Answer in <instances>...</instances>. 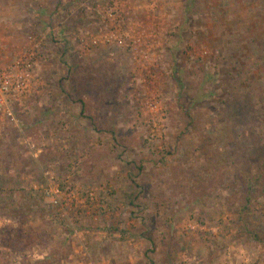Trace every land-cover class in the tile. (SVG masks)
Masks as SVG:
<instances>
[{
  "label": "rangeland",
  "instance_id": "rangeland-1",
  "mask_svg": "<svg viewBox=\"0 0 264 264\" xmlns=\"http://www.w3.org/2000/svg\"><path fill=\"white\" fill-rule=\"evenodd\" d=\"M31 49L0 264H264V0H0Z\"/></svg>",
  "mask_w": 264,
  "mask_h": 264
},
{
  "label": "built area",
  "instance_id": "built-area-1",
  "mask_svg": "<svg viewBox=\"0 0 264 264\" xmlns=\"http://www.w3.org/2000/svg\"><path fill=\"white\" fill-rule=\"evenodd\" d=\"M105 41H108L107 37ZM37 59L36 51L31 49L9 67L0 70V130L7 121L14 120L15 106H21L22 100L26 98ZM59 193L57 187L48 192L47 197H55Z\"/></svg>",
  "mask_w": 264,
  "mask_h": 264
},
{
  "label": "trees",
  "instance_id": "trees-1",
  "mask_svg": "<svg viewBox=\"0 0 264 264\" xmlns=\"http://www.w3.org/2000/svg\"><path fill=\"white\" fill-rule=\"evenodd\" d=\"M248 213H246L245 211V206L243 207V209L240 211L239 213V220L244 224V226L248 227L251 224L252 220H249L248 218ZM252 235H254L252 233ZM255 240H259L260 238H258L257 236L254 237Z\"/></svg>",
  "mask_w": 264,
  "mask_h": 264
}]
</instances>
